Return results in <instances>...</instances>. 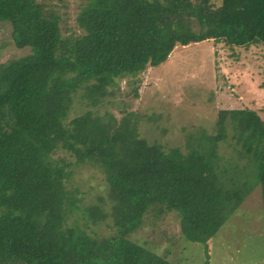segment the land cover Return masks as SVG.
I'll return each mask as SVG.
<instances>
[{
  "label": "trees",
  "instance_id": "trees-1",
  "mask_svg": "<svg viewBox=\"0 0 264 264\" xmlns=\"http://www.w3.org/2000/svg\"><path fill=\"white\" fill-rule=\"evenodd\" d=\"M69 1L0 0L4 46L31 48L0 62V264H173L176 243L180 254L201 245L211 262L256 188L264 220L258 112L221 110L216 133L185 130V146L166 149L143 137L138 112L95 110L124 80L138 97L140 75L178 47L264 49V0H79L74 17ZM78 95L90 109L70 119ZM86 167L101 171L107 192L81 207L67 182ZM169 217L178 235L161 230L164 247L134 238ZM109 219L108 236L88 232Z\"/></svg>",
  "mask_w": 264,
  "mask_h": 264
},
{
  "label": "rangeland",
  "instance_id": "rangeland-1",
  "mask_svg": "<svg viewBox=\"0 0 264 264\" xmlns=\"http://www.w3.org/2000/svg\"><path fill=\"white\" fill-rule=\"evenodd\" d=\"M69 2V15L74 17L73 7L79 0ZM7 25H0V62L20 59L31 52L28 47L20 49L10 44L4 46L5 41L10 42L8 39L11 31ZM232 51L223 45L208 42L178 47L166 62L156 68H149L140 75L138 97L132 92L128 80H124L119 82L120 87L114 96L108 97L96 110L92 109L99 115L112 113L118 118L128 111L138 112L140 116H144L139 123L143 137L153 143L161 142L166 149L184 147L185 130L187 133H216L221 110L249 108L258 112L264 120V49H240L235 51V57ZM88 109L90 108L81 100V95L76 96L70 119ZM227 148H223L224 153H229ZM67 188L78 191V197L82 199L81 207L99 204L97 197L106 196L107 192L103 174L99 169L91 167L75 169L67 182ZM105 202L104 207L108 210V201ZM242 206L243 210L235 213L222 229L220 239L228 245L223 246L222 251L215 248L214 252L217 253L213 256L218 264H228L236 248L241 247L244 249V259L236 256L233 264H239L240 260L249 261L254 257L264 258V220L260 189L256 188ZM110 224L109 219L99 226H90L88 232L98 237L108 236L111 233ZM251 229L258 230L256 237L252 236L254 232H250ZM161 230L173 239L174 235H178L177 221L169 217L160 223L158 231L153 232L147 226L139 230L134 238L138 241L146 240L150 247L160 249L167 245ZM175 246L170 257L173 264H180V260L182 264L204 262L201 245L187 246L185 243V250L181 254V243H176ZM179 254L181 256L178 258Z\"/></svg>",
  "mask_w": 264,
  "mask_h": 264
},
{
  "label": "crops",
  "instance_id": "crops-1",
  "mask_svg": "<svg viewBox=\"0 0 264 264\" xmlns=\"http://www.w3.org/2000/svg\"><path fill=\"white\" fill-rule=\"evenodd\" d=\"M258 231V230H257ZM256 231V229H251L250 230V232H254L253 234H252V236H254V237H256V235H255V233L257 232ZM223 243V244H222ZM225 245H228V243H224L223 241H221V240H219V241H217L216 242V248H219L220 249V251H222V249H223V246H225ZM242 246L244 247V243L242 242ZM255 248V247H254ZM219 251V252H220ZM216 253H217V251H216ZM215 253V254H216ZM213 255H214V253H213ZM215 256V255H214ZM214 256H211V262H209V263H206V261L204 260V262L202 261V264H216L217 263V259H216V257H214ZM236 256H240V257H242V259H244V249L241 247V248H236V252H234V254L232 255V257H230L231 259L228 261V264H233L232 262H235L236 260H235V257ZM218 264V263H217ZM239 264H264V258H262V259H260V258H258V257H254V258H252V259H250L249 261H242V260H240V263Z\"/></svg>",
  "mask_w": 264,
  "mask_h": 264
}]
</instances>
